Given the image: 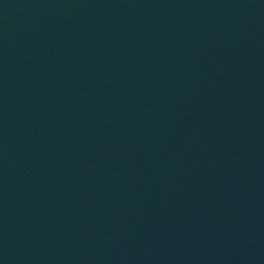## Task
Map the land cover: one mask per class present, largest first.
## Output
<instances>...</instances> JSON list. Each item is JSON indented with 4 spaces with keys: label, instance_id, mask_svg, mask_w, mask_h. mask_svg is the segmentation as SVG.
<instances>
[{
    "label": "water",
    "instance_id": "water-1",
    "mask_svg": "<svg viewBox=\"0 0 264 264\" xmlns=\"http://www.w3.org/2000/svg\"><path fill=\"white\" fill-rule=\"evenodd\" d=\"M0 264H264V0H0Z\"/></svg>",
    "mask_w": 264,
    "mask_h": 264
}]
</instances>
